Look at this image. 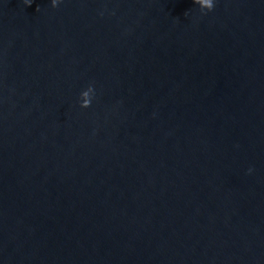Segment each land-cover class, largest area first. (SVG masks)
<instances>
[{
	"label": "water",
	"instance_id": "95a60500",
	"mask_svg": "<svg viewBox=\"0 0 264 264\" xmlns=\"http://www.w3.org/2000/svg\"><path fill=\"white\" fill-rule=\"evenodd\" d=\"M0 264H264V0H0Z\"/></svg>",
	"mask_w": 264,
	"mask_h": 264
},
{
	"label": "clouds",
	"instance_id": "9594fccd",
	"mask_svg": "<svg viewBox=\"0 0 264 264\" xmlns=\"http://www.w3.org/2000/svg\"><path fill=\"white\" fill-rule=\"evenodd\" d=\"M28 6H31L32 0H25ZM52 6L56 7L60 0H51ZM193 2L200 6L201 10L212 11L214 8V0H193ZM94 95V89L90 85L85 91L81 93V97H87L86 100L80 103L81 108H88L91 106L92 97ZM251 171V170H249Z\"/></svg>",
	"mask_w": 264,
	"mask_h": 264
}]
</instances>
